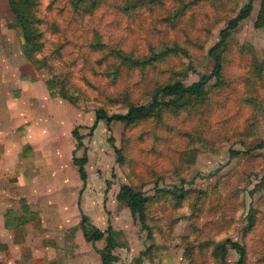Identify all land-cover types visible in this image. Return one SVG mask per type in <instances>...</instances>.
Instances as JSON below:
<instances>
[{
  "label": "rangeland",
  "instance_id": "374dc122",
  "mask_svg": "<svg viewBox=\"0 0 264 264\" xmlns=\"http://www.w3.org/2000/svg\"><path fill=\"white\" fill-rule=\"evenodd\" d=\"M247 1L0 0V134L11 166L0 176V242L27 225L69 242L83 212L117 231L122 264L141 251L143 264H236L225 240L244 246L243 264H264V148L229 155L264 141V0L226 36L202 94L95 122L99 108L125 113L165 84L210 73L209 48ZM14 10L38 32L31 58ZM74 129L87 148L85 187ZM122 184L144 191L150 234L116 198Z\"/></svg>",
  "mask_w": 264,
  "mask_h": 264
},
{
  "label": "trees",
  "instance_id": "16d2710c",
  "mask_svg": "<svg viewBox=\"0 0 264 264\" xmlns=\"http://www.w3.org/2000/svg\"><path fill=\"white\" fill-rule=\"evenodd\" d=\"M12 3L15 5L14 0H11ZM252 2L253 0H248L247 3L240 8L239 12L236 14L235 17L230 19L227 24L220 29L219 31V38L215 44H213L209 50V55L214 59V66L210 73L208 74H201L199 75L198 79L190 84H184L181 81H175L172 83L165 84L161 87H159L155 93L152 95L151 101L147 104H141L138 106H132L130 107L125 113H114V114H107V112L104 109H97L95 111V117L97 122L99 119H104L107 121V123H110L113 120L121 121V122H128L132 121L135 118L153 111L157 109L161 105H171L177 103L176 100H167L163 101L161 100L162 96H172L177 95V98H181L186 95H200L203 93L205 87L210 82V80L218 76L220 70H221V63L220 59L217 56L216 52L218 49L222 47L224 44V40L228 33H230L233 29H235L239 22L246 17H248L250 11L252 10ZM16 13V20L17 25L21 29V37H22V47L24 50V53L27 58H31L32 53L37 50L39 46L38 42V32L37 30L30 25L29 18L27 14H23V12L14 10ZM259 24L264 23V8L262 9L261 13L259 14ZM96 125V123L94 124ZM72 135H74L77 146L83 147L81 156H75L73 157V163L77 166V171L79 174V178L82 181L83 187H85L87 174L85 170V164L88 161V155H87V148L84 146V143L82 141L83 135L79 134L76 129L72 130ZM110 140L112 138L110 137ZM257 148H264V141L258 143L254 147L247 149V150H238V149H231L229 150V155L231 157L236 156L243 153H249L253 149ZM114 151L116 153V159L119 160L120 152L119 150L114 147ZM174 190H178L181 193L184 191L182 188L174 187ZM116 198L118 200H121L126 203L128 208L130 209L131 214L134 217H137L140 229L145 230L148 234H150V227L145 222V204L147 201V197L142 190H135L131 185L129 184H122L116 193ZM251 220V214L248 217ZM78 227L82 230L85 238L88 241H96L99 239L104 238L105 239V246L99 250L100 258L103 264H112V262L117 261V256L112 253V249L118 244L117 239L115 235L117 234V231H115L110 222L108 221L107 227L104 230L99 229L95 224L92 223L90 217L86 215L85 213H80V222ZM7 248V245L5 243L0 242V251H4ZM220 248L222 251L223 256L227 253V248L233 249L237 253V260L236 264H243L244 256H245V248L244 246L233 240H225L220 244ZM144 251H141L139 253V257L136 259L134 264H141L142 256ZM0 264H3L0 262Z\"/></svg>",
  "mask_w": 264,
  "mask_h": 264
},
{
  "label": "crops",
  "instance_id": "0c3cea01",
  "mask_svg": "<svg viewBox=\"0 0 264 264\" xmlns=\"http://www.w3.org/2000/svg\"><path fill=\"white\" fill-rule=\"evenodd\" d=\"M4 139L6 140L5 132H2L0 134V176L2 178L11 174L10 156L6 153L5 157V151L9 144L5 147ZM7 181L9 182L8 179ZM2 184L0 190L3 191L5 188L4 182ZM37 217L39 219L37 215L35 216V221ZM79 222L76 226L79 225ZM42 223L38 224L37 222L35 224L37 226L34 229L43 228ZM29 227V225L26 226V236L23 233H20L18 236L14 232H9L10 236L3 241L7 245V248L2 253L6 256L8 264H103L98 251L105 246L106 242L104 238L88 241L79 228L75 234V239L73 238L72 240L70 238L68 242L65 236H61L54 229L45 232H40V230L32 232ZM118 246L117 244L114 248ZM114 248L112 249V253L118 259L112 262V264H122V255L115 253ZM138 257L139 254L137 257L132 258V264L135 263ZM141 264L143 263L141 262Z\"/></svg>",
  "mask_w": 264,
  "mask_h": 264
}]
</instances>
